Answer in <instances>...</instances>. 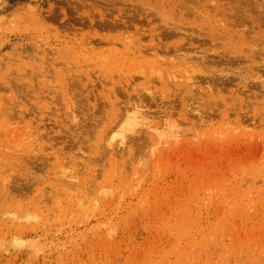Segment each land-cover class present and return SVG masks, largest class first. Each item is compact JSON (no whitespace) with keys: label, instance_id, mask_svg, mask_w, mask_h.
Wrapping results in <instances>:
<instances>
[{"label":"rangeland","instance_id":"374dc122","mask_svg":"<svg viewBox=\"0 0 264 264\" xmlns=\"http://www.w3.org/2000/svg\"><path fill=\"white\" fill-rule=\"evenodd\" d=\"M0 264H264V0H0Z\"/></svg>","mask_w":264,"mask_h":264},{"label":"bare ground","instance_id":"6f19581e","mask_svg":"<svg viewBox=\"0 0 264 264\" xmlns=\"http://www.w3.org/2000/svg\"><path fill=\"white\" fill-rule=\"evenodd\" d=\"M148 128H150V127H148Z\"/></svg>","mask_w":264,"mask_h":264}]
</instances>
